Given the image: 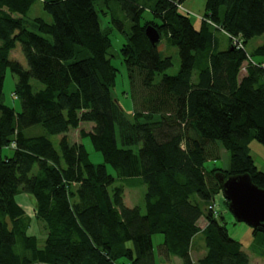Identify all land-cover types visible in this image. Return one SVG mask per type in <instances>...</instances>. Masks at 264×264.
<instances>
[{"label": "trees", "instance_id": "trees-1", "mask_svg": "<svg viewBox=\"0 0 264 264\" xmlns=\"http://www.w3.org/2000/svg\"><path fill=\"white\" fill-rule=\"evenodd\" d=\"M36 1L0 0V147L16 143L0 158V264H157L156 233L164 234L160 253L181 264H252L224 215L209 205L222 192L219 171L249 173L264 187V170L248 147L252 139L264 144V68L248 62L241 76L248 54L264 61V43L246 49L264 34V0H207L199 27L182 10L184 0H104L113 23L107 27L97 0H39L52 22L28 16ZM147 9L154 19L144 21ZM149 24L178 47L177 74L163 73L173 59L151 43ZM113 27L126 37L121 54L135 96L142 88L133 117L112 92ZM18 43L27 66L10 57ZM8 69L18 78L20 110L2 100ZM33 79L44 86L34 89ZM36 125L46 134L27 135ZM72 130L80 142L70 139ZM51 134L61 135L58 147ZM86 137L103 163L92 161ZM219 144L228 167L208 169ZM132 177L147 186L145 210L126 205L125 186L116 184ZM21 192L34 197L47 232L43 245L28 232L31 218L16 200ZM252 232L261 244L264 233ZM198 233L207 250L194 262Z\"/></svg>", "mask_w": 264, "mask_h": 264}, {"label": "rangeland", "instance_id": "rangeland-1", "mask_svg": "<svg viewBox=\"0 0 264 264\" xmlns=\"http://www.w3.org/2000/svg\"><path fill=\"white\" fill-rule=\"evenodd\" d=\"M206 1L207 0H184L182 3V7H183L182 10L184 12H187V14L191 17L196 27H199L200 25L202 15L205 11ZM95 6L96 9L98 10L99 19L102 27L112 26L113 23L111 22V15L109 9L108 10L106 9L104 0H97L95 2ZM103 10H107L108 13L105 14ZM28 16L31 18L40 16L48 22L53 21L52 15L44 9L42 1L39 0L35 2ZM143 19L144 21L154 19L153 14L151 13L150 10L147 9L144 12ZM157 21L159 22L158 19ZM129 25L130 22L129 20H127L126 27L128 28ZM34 31L37 32V30L35 29ZM46 36L49 37L48 35ZM111 39H112V45L109 49V56L111 57L113 64L118 68L117 81H116V85L112 89V92L114 97L121 104V106L128 114V116L133 117L135 109L140 108L141 99L139 96L142 92V88L138 87L139 92L137 93V96H135L130 82L129 70L125 62L123 61V57L121 54V48L123 44L126 42V37L124 36L123 33L119 31L117 27H113V30L111 32ZM262 43H264V34L252 38L248 42L246 49L249 53H252L253 50ZM158 48L161 56L163 57L170 56L173 59V65L168 69H166L163 73H167L171 75L177 74L181 65L178 47L176 45L169 43L166 35H163L159 42ZM85 51L88 55H90L89 50L85 49ZM10 57L13 59H18L25 66H27V60L23 54L20 43H18L17 47L11 51ZM81 57L82 54L79 55V58ZM163 73H159L157 75V80H159L162 77ZM245 73L246 71L242 70L241 76ZM196 78H197V71L195 69L194 80H196ZM17 81H18L17 75L12 73V71L8 69L3 86L2 100L7 105L14 107L16 110H20L21 96L19 93H16ZM32 84L34 86V89L36 90L44 86L43 83H41L36 79L32 80ZM86 127L90 128L87 125ZM26 133L27 135H40V134H46V130L42 125H36L28 128L26 130ZM49 136L54 142V144L58 147L61 135L51 134ZM69 137L72 141L75 142L81 141V136L78 130L70 131ZM83 142L86 144V147L90 152L92 161L95 163H103L104 159L102 154L94 149L90 141V138L88 137L84 138ZM140 146L141 145H133L131 147L134 148L135 150H138ZM248 147L250 154L255 159L256 165L259 167V169L264 170V144L258 141L257 139H252L249 142ZM218 152H219L218 158L209 159L205 162V166L208 169H212L214 167H218L223 170L227 169L229 164V154L226 151V149L222 146V144H219ZM13 153H14V148H11L9 146L0 147V158L5 157L6 155L10 156ZM107 167L110 173L116 175V170L111 165H107ZM116 184H123L125 186L124 199L129 206L139 205L142 207L143 210H145L144 193L146 192L147 186L145 183L141 181L140 178L138 177L123 178V179H119L116 182ZM16 200L19 204H21L25 208L27 216L31 218L28 232L30 234L37 235L39 239V244L43 245L46 240L47 232L46 229H44V227L42 229L39 228L38 224L40 223L41 225H43L44 222L39 220L35 215V209H34L35 200L33 195H31L30 193L21 192L16 195ZM216 203L218 209L224 215L230 234L236 239H239L243 243L244 250L249 254L252 263L264 264V255H261L259 253V251L260 252L262 251L260 248H264V245L259 244L256 240L252 242V228L245 222L237 221L234 218V215L228 208V205H226L222 194L217 195ZM200 225H202V222H200ZM163 241H164V234L156 233L153 235V245H154L157 264H163L165 262L166 263L168 262L166 257L163 256L159 251V244H161ZM193 245H194L193 256L195 258L202 257L206 253L207 248L205 246L203 234L196 235V237L193 240ZM174 260L175 259H172L170 263L175 264ZM256 261H258V263Z\"/></svg>", "mask_w": 264, "mask_h": 264}, {"label": "water", "instance_id": "water-1", "mask_svg": "<svg viewBox=\"0 0 264 264\" xmlns=\"http://www.w3.org/2000/svg\"><path fill=\"white\" fill-rule=\"evenodd\" d=\"M146 34L153 45L161 40V33L152 24L146 27ZM217 177L234 218L264 233V187L258 186L249 173L226 175L219 171Z\"/></svg>", "mask_w": 264, "mask_h": 264}, {"label": "crops", "instance_id": "crops-1", "mask_svg": "<svg viewBox=\"0 0 264 264\" xmlns=\"http://www.w3.org/2000/svg\"><path fill=\"white\" fill-rule=\"evenodd\" d=\"M253 59H256L254 56L252 57ZM257 60V59H256ZM9 147H11V148H14L12 145H8ZM7 146V147H8ZM2 149V148H1ZM6 156H8V155H6ZM125 194V193H124ZM125 197V196H124ZM125 200V199H124ZM125 203H126V201H125ZM126 205H128L127 203H126ZM129 206V205H128ZM132 207V206H131ZM25 209V208H24ZM35 209V208H34ZM36 215V214H35ZM201 220H203V221H201L202 222V227H204L205 225H206V220L204 219V218H202ZM39 225V228L40 229H42L43 227H44V224L43 225H41L40 223L38 224ZM45 229V228H44ZM30 234V233H29ZM198 234H201V233H198ZM197 234V235H198ZM32 235H35V234H32ZM37 236V235H36ZM47 236V235H46ZM196 237V236H195ZM194 237V238H195ZM235 238V237H234ZM236 239V238H235ZM194 240V239H193ZM237 240H239V239H237ZM256 240V236H255V234H253V232H252V242H254ZM261 244L262 245H264V241H261ZM243 249H244V247H243ZM262 251L260 252L259 251V253L261 254V255H264V248H260ZM194 252V245H192V257H193V261L194 262H196L199 258H201V257H194L193 256V253ZM172 259H175L174 261H175V264H181L182 263V260L179 258V257H177V256H172L171 258H168L167 257V263L165 262V263H163V264H171L170 262H171V260ZM177 259V260H176ZM251 261V260H250ZM257 263H258V261H256ZM251 263H252V261H251ZM252 264H255V263H252Z\"/></svg>", "mask_w": 264, "mask_h": 264}, {"label": "built area", "instance_id": "built-area-1", "mask_svg": "<svg viewBox=\"0 0 264 264\" xmlns=\"http://www.w3.org/2000/svg\"><path fill=\"white\" fill-rule=\"evenodd\" d=\"M180 6L182 7V5L180 4ZM233 42L234 44H236L237 46L239 47H243V44L241 42V40L238 38V37H233ZM248 62H252L253 64H258V65H261L263 68H264V61L261 62V63H258L255 59L251 58L250 56L248 57V61L242 66V70L246 71L247 72V63ZM12 146L13 147H16V143L13 142L12 143ZM219 194H222L223 193H219ZM217 197V196H216ZM223 199H224V196H223ZM209 209H211L213 211V213L215 214V216H219V214L221 213V211L218 209L217 207V203H216V198L213 200V202L210 203L209 205ZM127 264H130V263H127Z\"/></svg>", "mask_w": 264, "mask_h": 264}]
</instances>
